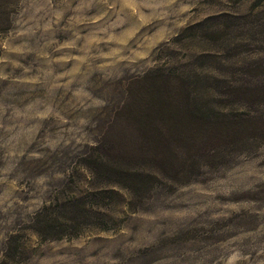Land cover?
<instances>
[{"label":"rangeland","instance_id":"obj_1","mask_svg":"<svg viewBox=\"0 0 264 264\" xmlns=\"http://www.w3.org/2000/svg\"><path fill=\"white\" fill-rule=\"evenodd\" d=\"M145 95L201 138L177 174ZM0 264H264V0H0Z\"/></svg>","mask_w":264,"mask_h":264},{"label":"trees","instance_id":"obj_2","mask_svg":"<svg viewBox=\"0 0 264 264\" xmlns=\"http://www.w3.org/2000/svg\"><path fill=\"white\" fill-rule=\"evenodd\" d=\"M141 99L144 100L141 101L139 99L134 101L131 97H128L125 99L124 103H121L122 105L120 109L121 111L125 110L126 112L131 108L135 110L137 109L136 113L132 114L129 118L130 122H136L137 126L134 130L136 131V133H139L141 137V141L137 143L133 154H138L143 158H148L150 161H152L153 166L158 168V171L160 173L162 170H166L169 171L171 175L177 174L178 171L186 168L188 166L189 160L195 156L193 153H189V151L191 147H193V144H195V141L197 142L201 138L198 136H194L191 131L186 134L187 137L182 136V133H184V131L182 130L177 131V133H181V135H179L180 137L177 135L175 138H172L173 135L171 133L173 132L175 134V130H172V124L170 123L172 119L169 109V107L172 106L170 98L160 99L159 97L155 98V96L148 97L147 95H145V97H142ZM259 119H261V117H259ZM259 119L250 117L239 121L220 120L218 122L220 125H222V127H226V125L230 124H235L237 126L240 123L255 124L260 121ZM155 134H158V136L154 137ZM199 134L203 136L206 135L205 131L204 133L200 132ZM201 143L203 144L204 141L202 140ZM195 146L199 147L196 144ZM110 149L113 150L111 146ZM108 164V170L110 172H117L121 174L125 173V175L129 176L128 173L119 169L121 168L120 163L111 162ZM129 186L132 187L133 185ZM68 212L71 214H75L77 211L71 209ZM63 216L64 215L61 214L58 217L60 218ZM55 221H57V218L55 216L54 219L49 218V216L40 219V223H45L43 224L44 227L49 229L59 227L58 225L54 227L55 225H53V223Z\"/></svg>","mask_w":264,"mask_h":264}]
</instances>
